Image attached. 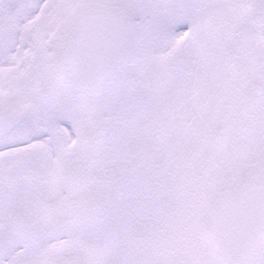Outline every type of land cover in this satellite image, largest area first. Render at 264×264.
I'll use <instances>...</instances> for the list:
<instances>
[{"label":"snow or ice","instance_id":"snow-or-ice-1","mask_svg":"<svg viewBox=\"0 0 264 264\" xmlns=\"http://www.w3.org/2000/svg\"><path fill=\"white\" fill-rule=\"evenodd\" d=\"M0 264H264V0H0Z\"/></svg>","mask_w":264,"mask_h":264}]
</instances>
